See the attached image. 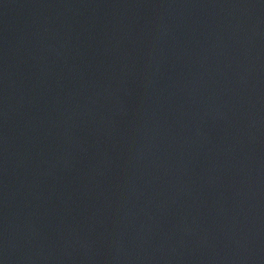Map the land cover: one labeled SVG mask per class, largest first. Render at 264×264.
Segmentation results:
<instances>
[{
    "label": "water",
    "instance_id": "obj_1",
    "mask_svg": "<svg viewBox=\"0 0 264 264\" xmlns=\"http://www.w3.org/2000/svg\"><path fill=\"white\" fill-rule=\"evenodd\" d=\"M0 264H264V0H0Z\"/></svg>",
    "mask_w": 264,
    "mask_h": 264
}]
</instances>
